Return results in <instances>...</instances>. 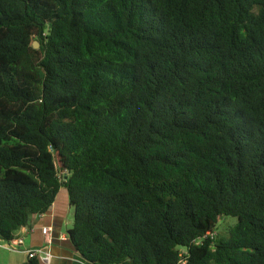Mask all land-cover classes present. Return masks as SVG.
I'll return each instance as SVG.
<instances>
[{
    "label": "trees",
    "instance_id": "obj_1",
    "mask_svg": "<svg viewBox=\"0 0 264 264\" xmlns=\"http://www.w3.org/2000/svg\"><path fill=\"white\" fill-rule=\"evenodd\" d=\"M62 189L91 264H264V0H0V242Z\"/></svg>",
    "mask_w": 264,
    "mask_h": 264
},
{
    "label": "crops",
    "instance_id": "obj_2",
    "mask_svg": "<svg viewBox=\"0 0 264 264\" xmlns=\"http://www.w3.org/2000/svg\"><path fill=\"white\" fill-rule=\"evenodd\" d=\"M68 213L72 214L73 210L68 205L67 194L65 190H61L57 195L54 204L50 210L43 215L32 216L29 220L28 227L30 231L25 234L22 229L15 233V239L22 237L23 245L16 251L9 252L6 264H21L27 260L26 250L33 248H45L50 250L52 255L51 264H91L83 260L76 253L71 240L68 237V231L62 230L63 222ZM71 220V221H72ZM43 227L51 228L50 236L51 243L48 245L45 241V236L42 234Z\"/></svg>",
    "mask_w": 264,
    "mask_h": 264
},
{
    "label": "built area",
    "instance_id": "obj_3",
    "mask_svg": "<svg viewBox=\"0 0 264 264\" xmlns=\"http://www.w3.org/2000/svg\"><path fill=\"white\" fill-rule=\"evenodd\" d=\"M21 229L23 233L25 234H27L30 231V228L28 226L22 227ZM50 231H51V228L49 227H43L41 229V232L45 236V241L48 245L51 243ZM22 245H23V238L19 237L16 239L14 238L10 242L6 243L4 247L9 251H16ZM26 253H27V257L29 258H37L40 264H51L52 255L50 253V250L47 249V247L29 249V250H26ZM184 263L185 262L183 260L179 262V264H184Z\"/></svg>",
    "mask_w": 264,
    "mask_h": 264
},
{
    "label": "rangeland",
    "instance_id": "obj_4",
    "mask_svg": "<svg viewBox=\"0 0 264 264\" xmlns=\"http://www.w3.org/2000/svg\"><path fill=\"white\" fill-rule=\"evenodd\" d=\"M72 214L68 213L67 216L65 217V220L63 222V226H62V230L66 231L67 229H70L72 227ZM236 223V219L234 218H228V219H224L223 221L219 222L217 224V232H221L222 235H225V229H227V227L232 226ZM6 245L5 242H0V264H6L7 261V257L6 255L9 254V250H7L4 246ZM10 256V255H8ZM12 264H16L15 262Z\"/></svg>",
    "mask_w": 264,
    "mask_h": 264
},
{
    "label": "water",
    "instance_id": "obj_5",
    "mask_svg": "<svg viewBox=\"0 0 264 264\" xmlns=\"http://www.w3.org/2000/svg\"><path fill=\"white\" fill-rule=\"evenodd\" d=\"M34 48H38L39 44L37 42L33 43ZM69 239L71 240V236L68 234Z\"/></svg>",
    "mask_w": 264,
    "mask_h": 264
}]
</instances>
